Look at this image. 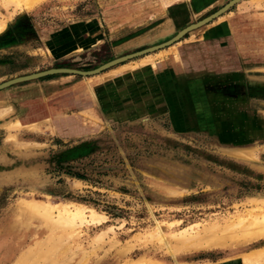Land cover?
Instances as JSON below:
<instances>
[{"label": "rangeland", "instance_id": "obj_1", "mask_svg": "<svg viewBox=\"0 0 264 264\" xmlns=\"http://www.w3.org/2000/svg\"><path fill=\"white\" fill-rule=\"evenodd\" d=\"M176 1L0 0V85L95 70L230 2L194 17ZM219 26L232 29L227 39L195 41L216 75L193 118L144 115L141 104L133 117L114 114L88 95L86 108L73 99L68 118L2 132L0 264H264V0H242L209 24ZM117 70L34 80L91 92Z\"/></svg>", "mask_w": 264, "mask_h": 264}, {"label": "crops", "instance_id": "obj_2", "mask_svg": "<svg viewBox=\"0 0 264 264\" xmlns=\"http://www.w3.org/2000/svg\"><path fill=\"white\" fill-rule=\"evenodd\" d=\"M216 1L220 0H177L176 2L187 3L192 16L197 17L213 7V5L207 7L208 4H215ZM176 8L175 6L174 12H176ZM230 10L220 17L226 15ZM175 17L177 21L179 18L177 13ZM210 23L186 33L178 42L166 48L146 54L148 57L158 52L163 53L155 64H145L134 70H120V67L125 63L123 62L99 74L85 76L98 77L116 67L120 70L105 80H95L91 92L87 90L85 82L66 88L63 84L67 80L64 78L59 81L55 78L38 82L33 80L32 84H14L1 89L0 140L2 132H7L12 125L23 127L25 123L52 122L59 115L68 118L69 112H72L73 99L80 100L81 102H77V105L84 106L85 104L86 108L88 95L96 97L92 104L97 103L98 107L106 111L110 108L114 114L122 112L123 115L133 117L136 114H132L131 110H135V104H141L143 109L139 113L143 111L144 115H169L176 122L179 119L193 118L198 112L197 106H194V99L200 92H207L205 90L207 82L212 79L209 76L216 75L214 72H208L207 67L201 65V61H205V56L201 54L202 49L196 46L195 41L207 40L208 34L213 36L216 32L223 33L221 38L227 39L228 34L232 31L224 26L211 28L209 27ZM207 32L208 34H206ZM210 40L216 39L211 38ZM59 118L63 119L60 116ZM180 123L182 124V122ZM3 136L7 137V133Z\"/></svg>", "mask_w": 264, "mask_h": 264}, {"label": "water", "instance_id": "obj_3", "mask_svg": "<svg viewBox=\"0 0 264 264\" xmlns=\"http://www.w3.org/2000/svg\"><path fill=\"white\" fill-rule=\"evenodd\" d=\"M240 1H242V0H231L229 3H227L225 6H223L221 9H219L214 14L202 19L201 21H199L197 23H194V24L186 27L185 29L180 31L176 36H174L172 39L168 40L167 42L161 43L159 45H156V46H153V47H150V48H147V49H144V50L132 53V54H128L126 56H122V57L117 58L111 62H108L107 64H105V65H103L100 68H97L95 70L81 71V70L70 69V68L52 69V70H48V71L34 73V74H31L28 76L19 77V78H16L14 80H10L8 82H5V83L0 85V90L3 88H6L8 86H11L13 84H16V83L26 82V81H30V80H34V79H39L41 77L53 75V74H57V73H71V74H79V75H83V76H90V75L99 74V73H101V72H103V71H105V70H107L113 66L119 65V64L126 62L128 60H131L133 58L146 55L150 52H154L156 50L166 48V47L178 42L182 37L185 36L186 33L212 22L213 20H215L218 17H220L221 15H223L225 12H227L229 9H231L234 5H236Z\"/></svg>", "mask_w": 264, "mask_h": 264}, {"label": "bare ground", "instance_id": "obj_4", "mask_svg": "<svg viewBox=\"0 0 264 264\" xmlns=\"http://www.w3.org/2000/svg\"><path fill=\"white\" fill-rule=\"evenodd\" d=\"M262 243H264V240H261V241L258 242V244H262Z\"/></svg>", "mask_w": 264, "mask_h": 264}]
</instances>
